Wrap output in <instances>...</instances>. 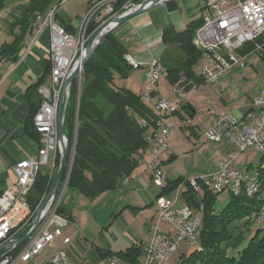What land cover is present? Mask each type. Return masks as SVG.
Wrapping results in <instances>:
<instances>
[{"label": "crops", "instance_id": "crops-1", "mask_svg": "<svg viewBox=\"0 0 264 264\" xmlns=\"http://www.w3.org/2000/svg\"><path fill=\"white\" fill-rule=\"evenodd\" d=\"M4 1L0 11L4 10ZM96 1L98 0H69L57 13L56 20L69 30L75 31L85 11ZM206 2L169 0L164 5L135 15L117 26L113 34L123 44L126 54L140 62L145 70L150 60L157 59L167 71H178L182 77L187 58L183 46L185 37L188 36L183 32L192 20L202 18V8ZM24 3L26 0L14 3L11 5L12 13H6L5 9L3 16H0V19L6 22L5 28L0 26V45L12 39L8 28L10 22L19 16L20 12L16 10L20 11ZM132 3L133 0H128L126 4ZM26 36L25 44L15 61L0 59V194L16 181L13 165L35 153L38 146L37 142L25 135L24 126L29 110L26 94L28 87L38 80L50 63L49 34L47 31L41 33L30 48H28L30 35ZM192 36L194 44L195 32ZM263 42L264 34L254 42L244 44L238 51L245 62L244 65L235 64L228 69L220 79V88L205 83L199 77V68L203 62L200 56L195 64L197 68L193 67L199 81L189 79L199 84V89L188 91L172 116L176 127L169 139V150L161 163L166 175L164 188L151 181V172L146 165L150 158L149 148L127 176V181H122L117 188L106 191L96 198L90 200L67 187L64 188L61 200L64 194L68 193L66 197L64 196V204L62 202L61 205L68 219L62 229V236L54 241L59 245L63 236L72 235L68 243L62 244L69 264H109L112 256L123 254L129 248L137 249V261L143 260L144 247L149 239V228L154 223L158 195L178 179L187 180L188 177L214 169L216 162L225 159L233 149L227 138L215 143L205 139L204 132L215 123L212 114L214 108L222 113H233L246 119V114L251 108V98L264 86V65H260L264 62V48L255 49V43L259 45ZM258 67L259 70L263 69L260 73H257ZM47 79L49 82V76ZM248 79L256 83L252 91L246 90L243 86ZM163 80L157 82L152 93L153 101L162 94L172 98V94H167L164 88L171 87V83L167 77ZM181 86L187 87V83L182 82ZM235 89H238L240 94L235 92ZM242 89H245L243 94ZM140 92L143 91L139 90L138 93ZM207 150L212 151V158L206 155ZM50 158L48 166L52 170L53 156ZM233 163L234 161L231 162L232 167ZM245 171L250 175L257 173V169L253 172ZM173 194V190H170L164 195ZM184 202L181 196L179 203ZM162 227L165 228L164 225ZM52 250V245H46L29 261L17 264H48L45 258Z\"/></svg>", "mask_w": 264, "mask_h": 264}, {"label": "built area", "instance_id": "built-area-1", "mask_svg": "<svg viewBox=\"0 0 264 264\" xmlns=\"http://www.w3.org/2000/svg\"><path fill=\"white\" fill-rule=\"evenodd\" d=\"M69 0H58L50 6L41 17V22L33 27L30 48L44 31L49 34L50 74L49 84L41 85L38 90L43 99L33 117L34 127L39 133L38 146L35 153L16 162L13 173L16 181L7 186L0 194V248L8 241L23 235L34 223L37 209L42 200L32 209L27 202L28 192L34 183L40 166L49 165L53 156L52 168L59 152L57 142L56 110L60 90L64 79L75 67L78 47L81 50L88 37L87 27L90 22L102 24L115 15L113 3L116 0H98L92 3L85 15L80 19L75 31H67L65 26L56 20L58 9ZM132 4L124 5L127 9ZM202 24L196 29L194 40L200 50L202 64L199 77L205 82L220 88V79L233 65L243 66L244 60L238 54L246 42H254L264 34V0H208L202 8ZM262 44L255 43L256 50H263ZM127 64L132 68L141 65L130 55H125ZM146 76L150 85L141 93L154 112L153 125L145 133L150 158L146 162L150 170L151 181L158 187L166 186V175L162 168V159L169 150V139L174 131L172 116L176 113L179 102L188 91L198 90L199 84L182 78L179 83L171 85L173 98L160 97L152 100V93L159 78L167 77V70L157 59H152L146 67ZM81 75V74H80ZM80 75L77 78L80 82ZM264 85V84H263ZM215 123L204 132V137L212 142H220L227 138L233 149L225 159H219L214 169H210L198 178L180 181L173 189V196H158L155 202L154 223L149 228V239L144 247V258L138 262H127L118 256H112L109 264H173L172 255L178 250L181 242L199 245L201 237L203 213L188 203H179V198L188 184L199 198L204 191L212 194L225 192L229 185L243 184L244 190L250 187L249 173L240 174V169L231 166V162L239 152L251 148L259 152L264 150V86L251 98V108L246 119L233 113H222L213 109ZM142 125H146L142 122ZM65 179V180H64ZM68 175L63 178L61 188L49 206V209L36 229L23 241L19 249L10 246L0 251V264H17L27 262L41 252L46 245L53 250L46 256L48 264H69L66 260L62 244L68 243L72 235L63 236L62 243L55 244L57 237L62 236V229L67 224L66 216L57 214V207L67 186ZM124 177L123 181H127ZM264 218V208L258 213L248 216L257 226ZM165 226V228L162 227ZM184 250L183 247H180ZM184 264V259H182ZM202 264V263H200Z\"/></svg>", "mask_w": 264, "mask_h": 264}, {"label": "trees", "instance_id": "trees-1", "mask_svg": "<svg viewBox=\"0 0 264 264\" xmlns=\"http://www.w3.org/2000/svg\"><path fill=\"white\" fill-rule=\"evenodd\" d=\"M58 0H26L20 7V13L9 25L10 41L0 45V59L15 61L19 51L25 44L26 35H32L33 23L38 14L46 10ZM128 0H116L113 3L115 14L125 10ZM140 0H133L134 3ZM3 0H0V7ZM202 18L192 20L183 33L186 41L183 46L187 58L183 66V76L178 71H167L171 85L179 83L182 78L199 81L193 67L198 62L201 53L192 43L193 32L202 24ZM90 22L86 35L90 36L98 27ZM65 29L69 30L66 26ZM178 39L179 36H176ZM242 49V48H241ZM239 49V51L241 50ZM126 50L123 44L110 33L91 52L83 63L80 82L74 79L69 88V96L65 106L63 127L68 139V152L64 176L73 149L72 163L67 179V188L88 199L117 188L124 177L138 165L148 148L145 133L153 125L154 112L141 94L124 86H116L115 74L126 77L132 67L125 60ZM50 74V63L43 74L27 89L28 115L25 121V135L38 143L39 133L34 127L33 117L41 103L38 88L45 83ZM78 83V88H77ZM145 122L146 125H142ZM257 167V179L260 186L257 193L250 198L244 193L230 195L228 204L219 208L216 206L217 194L204 191L202 197H197L186 184L181 196L188 205L199 208L203 205V223L198 250L184 259L188 262L192 257L205 264H264V228L258 226L247 243L241 248L240 240L243 232L249 229L250 221L245 217L264 203V153ZM58 164V156L55 159ZM48 172H39L34 179L27 202L32 209L49 192L53 179ZM63 176V178H64ZM63 180V179H62ZM184 179H178L168 185L160 195H164ZM57 214L68 216L61 204ZM244 227L245 229L243 230ZM19 245L15 249H19ZM137 249L129 248L119 258L127 262H138ZM235 250V252H232ZM189 263V262H188ZM203 264V263H202Z\"/></svg>", "mask_w": 264, "mask_h": 264}, {"label": "water", "instance_id": "water-1", "mask_svg": "<svg viewBox=\"0 0 264 264\" xmlns=\"http://www.w3.org/2000/svg\"><path fill=\"white\" fill-rule=\"evenodd\" d=\"M167 1L169 0H140L139 2L125 9L124 11L111 16L105 22L100 24L96 28V30L87 38V41L84 47L82 48L80 55L78 56V60L74 65L75 67L69 72L67 77L64 79L59 94L57 110H56L57 142L59 146L58 166L51 188L49 192L43 197L37 209L34 223L31 225V227L20 237L12 241L5 242L1 246L0 251L10 246H18L19 244H21L39 225L41 220L46 215L49 206L51 205V202L54 201V199L56 198L59 192L60 185L62 183V179L64 176V169L66 165L65 159L67 158V152H68V139L64 132L62 119H64L65 106L67 103V98L69 96L70 85L73 82V80L77 79L78 76L81 74L83 63L89 57L91 52L98 46V44L102 42L110 33H112L117 26L130 20L132 17L143 11L149 10L150 8L162 4L164 5ZM193 42L197 46V41L193 40ZM72 157H73V149L70 154V159H68L69 163L67 165L65 177L69 174L72 163Z\"/></svg>", "mask_w": 264, "mask_h": 264}, {"label": "rangeland", "instance_id": "rangeland-1", "mask_svg": "<svg viewBox=\"0 0 264 264\" xmlns=\"http://www.w3.org/2000/svg\"><path fill=\"white\" fill-rule=\"evenodd\" d=\"M21 1H24V0H5L4 1L5 2L4 10L6 9L5 12L6 13H8V12L12 13L11 12V5H13L16 2L18 3V2H21ZM206 1H208V0H206ZM4 10L2 9L0 11V16H3ZM61 10H62V8H59L58 12L61 11ZM16 11L19 12V10H16ZM9 18H11V17H9ZM5 23L6 22H4L3 19H0V26L2 25L3 28H5L6 27ZM87 38H86V41H87ZM86 41L84 42V45H85ZM84 45H83V47H84ZM79 49H80V46L78 47V56L80 55V52L82 50V49L81 50H79ZM77 60H78V57H77ZM260 65H264V62L262 64H260ZM195 68H197L196 65H195ZM260 70H263V69L260 68ZM260 70H259V67H258L257 73H260ZM253 71H254V73H256L255 70H253ZM254 73H251V75L255 76ZM113 78H114V83H115L116 86H119V87H121V86L126 87L127 86V87L131 88L132 90H134L136 92H138L139 90L144 91V89H146L150 85V82H149V80H148V78L146 76L145 69H144V67L142 65L141 66L139 65V67H137V68H132L126 77H120L119 75L115 74V76ZM163 79H164V77L161 76L158 81L159 82L160 81H164ZM246 82L247 83L245 85H243V86L246 88V90L252 91L255 88V86H256V83H254L255 81H252V80L250 81V79H248V81H246ZM45 84L47 86H50V84L48 82V79L46 80ZM78 86L79 85L77 83V88H78ZM164 88H166L165 92L167 94H170V95L172 94V98H173L174 96H173V93L171 92V89H170L171 87L169 86V88H168V86H166ZM243 90H245V89H242V94L244 92ZM235 92L240 94V91L238 89H235ZM38 93L40 94L41 99H43L42 94L39 91H38ZM165 96L166 95L162 94V95H159L158 98L165 97ZM211 153H212V151H208L206 153V155L210 156V158H212V154ZM263 153L262 152H257V151H255L254 149H251V148L250 149L247 148V149L239 152L238 156L233 160L234 163L232 165L234 167L242 169L241 171H243V172H247L245 170H249L250 172H253L259 166V164L261 162L260 157L262 156ZM57 156H58V154H57ZM50 162H51V159H50ZM57 166H58V164L56 165V163H55L54 168L51 170L50 166L42 165V166H40V171L48 172V173H50V171H52L50 173L51 174L50 176L54 180L55 173L57 171ZM206 172L207 171H205L204 173H201L199 175H193V176L188 177V178L189 179L198 178V177L202 176L203 174H205ZM62 182H63V180H62ZM60 188H61V185H60ZM67 193L64 194L65 197H66ZM64 196H63L62 200H60V204L62 202L64 204V201H65V197ZM231 196H230V194L224 193V192L218 193L217 194V200H216V206L219 207V208L225 207L228 204V202L230 201ZM242 228H243V230L245 229L244 227H242ZM257 228H258V226L254 225V224H250L249 225V229L247 231L243 232L244 234L242 236V239L240 240V245H241L240 247L241 248L247 243V241L253 235V233L255 232V230ZM180 247H183L184 250H181ZM196 250H198V246L189 245L187 242L183 241V242L180 243L178 250L172 255L171 262L173 264H182L183 263L182 259H188L189 256H191V254L194 253V251H196ZM232 252H235V250H233ZM188 262H184V264H200V263L205 264L204 262L200 261L199 259H197V261H195L193 259V257Z\"/></svg>", "mask_w": 264, "mask_h": 264}, {"label": "bare ground", "instance_id": "bare-ground-1", "mask_svg": "<svg viewBox=\"0 0 264 264\" xmlns=\"http://www.w3.org/2000/svg\"><path fill=\"white\" fill-rule=\"evenodd\" d=\"M42 16H43V14H38L35 17V20H34V23H33V27L41 22V17ZM30 38H32V35L29 37V39ZM259 152L263 153L264 150H260ZM240 174H247V172H243V171L240 170ZM249 182H250V187H247L246 190H244V185L243 184H236V185H229V187H225V192L224 191H221V192L228 193V194L234 195V196H236L238 194L240 195V192H242L247 197L252 198L255 195V193H257V191H258L257 189L260 186L259 180L257 179V175L256 174H252V175L249 174ZM262 208H264V203L261 206V208H259V210H261ZM259 210L248 214L245 217V219H247L248 216H250L252 214L258 213ZM257 226H259L261 228H264V218L261 220L260 223H257Z\"/></svg>", "mask_w": 264, "mask_h": 264}]
</instances>
